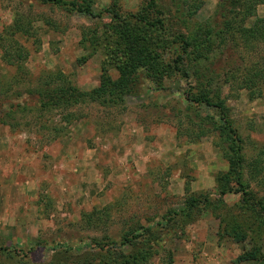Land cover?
<instances>
[{
    "label": "rangeland",
    "instance_id": "rangeland-1",
    "mask_svg": "<svg viewBox=\"0 0 264 264\" xmlns=\"http://www.w3.org/2000/svg\"><path fill=\"white\" fill-rule=\"evenodd\" d=\"M220 1L202 0L198 13L186 23L177 17L173 0H159L167 18V34H190L204 27ZM143 2L120 0L122 8L130 12L138 11ZM111 3L94 0L93 9L99 13ZM256 15L247 21L248 26L256 17H264V4L257 7ZM102 17L71 14L34 0H0V35L17 21V25H25L26 34L40 41L38 47L33 44L35 38L15 36L14 42L18 40L30 50L17 65L3 60L0 42L1 100L7 96L10 103L28 99L26 93L42 86L47 75L56 78L61 74L82 90L98 87L104 69L117 79L119 73L105 45L92 47L84 42L85 30L98 33L103 41V25L109 17ZM231 45L219 67L236 68L234 75L240 80L220 84L222 96L243 138L244 155L248 161L259 156L264 159V82L253 88L262 91L255 98L241 85L244 70L258 64L264 68V42H256L252 48ZM187 90L188 82L174 76L164 82V89L128 96L118 106L89 102L67 112L18 113L11 126L1 124L2 243L11 250L28 252L26 260L31 264H75L84 253L54 252L48 247L153 226L156 236L162 237L161 253L149 264H168L170 256L173 264H264V225L259 228L255 220L241 242L233 233L237 221L240 229H246L247 221L253 220L248 216L258 215L257 203L264 202V173L244 171L253 195V201L244 204L249 206L246 213L241 194L231 193L223 197L218 215L205 210L193 222L179 220L166 228L157 226L181 210L192 195H209L214 201L219 198L218 178L229 170L216 132L195 139L200 120L187 109ZM201 111L202 115L213 113L207 107ZM68 113L73 114L69 119L64 117ZM99 212L106 213L101 219L94 216L91 224L82 220L86 214ZM39 240L43 246L37 244ZM251 251H258V259L239 261Z\"/></svg>",
    "mask_w": 264,
    "mask_h": 264
},
{
    "label": "trees",
    "instance_id": "trees-1",
    "mask_svg": "<svg viewBox=\"0 0 264 264\" xmlns=\"http://www.w3.org/2000/svg\"><path fill=\"white\" fill-rule=\"evenodd\" d=\"M39 5L52 6L71 14H83L91 18L103 19L109 17L108 23L103 25L105 37L100 40L98 33H83L85 45L101 47L105 45L109 59L119 73L113 79L104 69L98 87L91 90H82L71 81L64 79L61 74L47 75V79L40 87L30 89L26 100L10 103V98L1 100L4 92L0 86V125H12L18 113L36 112L41 115L45 112H67L73 108L93 102L103 107H113L124 103L128 96H136L144 91H158L164 89V82L174 76L188 82V90L184 92L188 102L187 109L194 112L199 118L200 132L195 139L216 132L219 143L224 151V157L229 162V170L218 178L220 186L219 198L215 201L209 195H192L186 199L181 210L172 212L165 223L159 222L166 228L173 221L190 223L200 217L207 210L217 214L223 197L227 194H241L242 204L253 201V195L244 180V171L264 173V159L260 156L248 161L244 155L243 138L231 118V110L227 100L222 96V85L230 79L240 80L236 77L235 69L231 66H221L225 50L233 45L245 44L254 47L256 42H264V17H256L251 25L247 21L257 16V7L264 4V0H221L215 15L208 20L204 27L195 28L190 34L182 31L171 32L168 35V24L165 11L159 6V0H143V5L136 12L126 11L122 8L120 0L112 3L99 13L93 9L94 0H34ZM176 14L180 21L188 22L202 7V0H193V3L183 5L173 0ZM48 25L51 22L47 21ZM25 25H14L6 28L4 35H0L3 48V60L10 65H17L29 55V48L15 40L17 34L35 38L34 45L40 41L32 34H26ZM89 35V38L88 36ZM8 41L12 42L7 44ZM166 54L170 58H166ZM256 65L244 70L241 85L250 91V97L261 96L262 91L256 92L264 82V68ZM255 68V69H254ZM238 70V69H237ZM224 77V80H221ZM219 81V83H218ZM258 93V94H257ZM18 96V95H17ZM21 96V94L19 95ZM32 101V104L29 102ZM207 107L213 113L202 115L201 108ZM73 114H67L68 118ZM264 154V151L262 152ZM254 171V172H253ZM255 175V174H254ZM258 210L248 216L246 229H240L237 224L233 227L234 239L238 242L248 237V231L256 222L259 228L264 225V202L257 203ZM242 206V205H241ZM243 212L249 210L248 205L242 206ZM106 212L109 208H105ZM106 212H103L104 214ZM90 213L84 215L87 224L93 222L94 216L101 214ZM261 216L263 218L258 217ZM252 230V229H251ZM254 231V229H253ZM156 236V229L149 227H133L117 236H108L105 239L90 237L78 242H58L48 247L52 251L63 250L68 253H84L82 259L75 264H149L151 259L158 256L161 251L160 239ZM43 246L42 241H37ZM44 248V247H43ZM0 264H31L27 262L28 252L25 250H11L0 240ZM8 258L12 261L9 262ZM4 259V260H3ZM258 259V251L242 254L239 261ZM168 264H173L169 257Z\"/></svg>",
    "mask_w": 264,
    "mask_h": 264
}]
</instances>
